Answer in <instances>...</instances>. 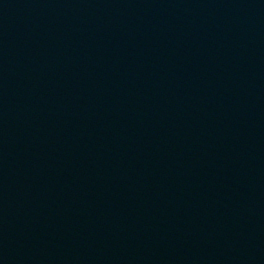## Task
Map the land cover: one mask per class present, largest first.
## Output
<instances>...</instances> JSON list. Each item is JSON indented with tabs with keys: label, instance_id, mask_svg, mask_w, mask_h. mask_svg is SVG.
<instances>
[{
	"label": "water",
	"instance_id": "water-1",
	"mask_svg": "<svg viewBox=\"0 0 264 264\" xmlns=\"http://www.w3.org/2000/svg\"><path fill=\"white\" fill-rule=\"evenodd\" d=\"M0 264H264V0H0Z\"/></svg>",
	"mask_w": 264,
	"mask_h": 264
}]
</instances>
